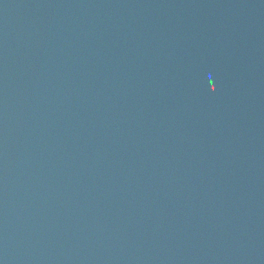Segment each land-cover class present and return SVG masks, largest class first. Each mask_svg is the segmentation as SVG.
Instances as JSON below:
<instances>
[{
	"label": "water",
	"instance_id": "water-1",
	"mask_svg": "<svg viewBox=\"0 0 264 264\" xmlns=\"http://www.w3.org/2000/svg\"><path fill=\"white\" fill-rule=\"evenodd\" d=\"M236 129L264 244V0H189Z\"/></svg>",
	"mask_w": 264,
	"mask_h": 264
}]
</instances>
